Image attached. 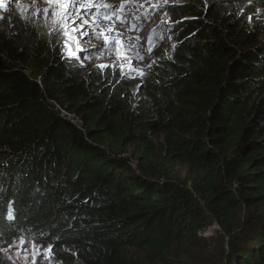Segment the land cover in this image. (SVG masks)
Instances as JSON below:
<instances>
[{
	"label": "trees",
	"instance_id": "trees-1",
	"mask_svg": "<svg viewBox=\"0 0 264 264\" xmlns=\"http://www.w3.org/2000/svg\"><path fill=\"white\" fill-rule=\"evenodd\" d=\"M245 2L264 7H173L175 46L140 77L133 105V82L105 71L106 85L94 82L79 61L60 58L61 44L8 20L11 32L0 34L5 241L53 246L60 264H178L216 223L224 244L212 264H264L263 23L219 9ZM180 166L192 170L188 180ZM174 248L177 262L165 263Z\"/></svg>",
	"mask_w": 264,
	"mask_h": 264
},
{
	"label": "rangeland",
	"instance_id": "rangeland-1",
	"mask_svg": "<svg viewBox=\"0 0 264 264\" xmlns=\"http://www.w3.org/2000/svg\"><path fill=\"white\" fill-rule=\"evenodd\" d=\"M112 1V4H107L111 6L108 8L102 7L104 5L102 4L97 5V8H76L69 11L68 22L71 24L72 21H75L72 28L81 29V32L87 30L88 24L84 25L82 21H77L80 17L97 20L111 19L112 25H121L122 31H124V34H115L116 32L112 31L110 34H97L96 38L84 40L82 47L73 44L70 38L64 36L63 25L57 22L58 18L54 15L55 11L59 9L56 5L49 4L47 0H0V5L6 6H0V34L11 32L12 29L7 26L6 22L12 18L32 25L43 39L55 42L57 45L61 44L60 58L79 61V65L86 71V77L92 78L94 82L102 81L106 85V80L103 78V71H105L110 75L114 72L117 73L119 82L126 79L137 85V88L131 89L133 97L130 99V105H133L136 94L142 91L141 84L144 82H139L140 77L146 75L161 57L171 54L175 46L176 21H172L168 17L171 9L185 6L189 0ZM77 2L86 4L84 0H77ZM121 4L124 5L122 9ZM249 6H253V10L248 9ZM45 8L48 9L47 13L44 11ZM219 9L224 16L239 17L241 21L245 20L247 25L251 22H262L263 32L260 33V38L264 39V7L245 2L243 5L241 3L221 4ZM111 28L114 29V27ZM159 35L160 37H157ZM104 36L109 38L107 42H105ZM150 39L151 51H149ZM153 44L155 47H152ZM73 51L75 55L71 54ZM141 57L143 58L141 59ZM101 65H105V67H101ZM69 118L73 119V117ZM75 121L80 124V121ZM176 170L184 180H188L192 174V170L186 166H180ZM175 175L177 174L174 172ZM199 236L201 238L199 249L192 251L191 255L185 256L178 264H212L211 256L217 254L218 248L224 244V238L220 240L221 230L216 223H211ZM22 239L25 241L23 244H21ZM203 251L207 254H204ZM131 252L138 258L145 256L143 252L137 250ZM175 254L176 249L174 248L165 263L169 260L177 262L174 260ZM56 255L53 246L41 244L32 238L19 237L12 241H5L0 234L2 264H60ZM223 264H226V261Z\"/></svg>",
	"mask_w": 264,
	"mask_h": 264
},
{
	"label": "snow or ice",
	"instance_id": "snow-or-ice-1",
	"mask_svg": "<svg viewBox=\"0 0 264 264\" xmlns=\"http://www.w3.org/2000/svg\"><path fill=\"white\" fill-rule=\"evenodd\" d=\"M47 2L49 4L56 5L57 8L59 9L58 11H55L54 15L58 18L57 22L60 23L61 25H63V34H64V36L72 39L77 45H79V38L75 37V36H72V31L73 30L81 31V29H78V28L77 29H73L72 28V24H74L75 21H72L71 24L68 22L69 21L68 13L72 9H76V8L87 9V8L96 7V5L93 4V3L81 4V3H78L77 0H47ZM0 6H4V5H0ZM4 7H6V6H4ZM102 7L108 8V7H111V6L107 5V4H104V5H102ZM120 7L122 9L124 7V5L121 4ZM44 11H45V13H47L48 9L45 8ZM80 19L82 20V23L84 25H87L89 23V21L86 20V19H83V17H80ZM85 35H87L86 32H85ZM103 38H104L105 42H107L108 39H109L107 36H104ZM149 43H150L149 51H151V39H150ZM71 54L75 55V52L73 51ZM142 58L143 57H141V59ZM101 67H105V65H101ZM8 218L9 219L13 218L11 212H9ZM24 242L25 241H23V239H22L21 240V244H23ZM4 251H7V249H4ZM49 252H50V249H49Z\"/></svg>",
	"mask_w": 264,
	"mask_h": 264
},
{
	"label": "bare ground",
	"instance_id": "bare-ground-1",
	"mask_svg": "<svg viewBox=\"0 0 264 264\" xmlns=\"http://www.w3.org/2000/svg\"><path fill=\"white\" fill-rule=\"evenodd\" d=\"M84 3H86V4L87 3H93V4H95L97 6V5L109 4V3L112 4L113 1L112 0H108V1L107 0H84ZM108 16H110V15L108 14ZM86 20L89 21L86 31L85 30L82 31V32L81 31H75V32L72 33V36H75V37L79 38V45H77L71 39L72 43L76 44L78 47H82L84 45V40H86L87 38H96L97 34H107V33L110 34L112 32H116L115 34H124V31H122V26L118 25V24L117 25L116 24L112 25L111 19H106V20L101 19L102 20L101 21V20H97V19L88 18ZM77 21H82V20L80 18H78ZM111 27H114V29H112ZM85 32L87 33V35H85Z\"/></svg>",
	"mask_w": 264,
	"mask_h": 264
},
{
	"label": "clouds",
	"instance_id": "clouds-1",
	"mask_svg": "<svg viewBox=\"0 0 264 264\" xmlns=\"http://www.w3.org/2000/svg\"><path fill=\"white\" fill-rule=\"evenodd\" d=\"M76 60H78V58H75ZM69 117H73V116H71V115H69ZM74 120V119H73ZM79 121V120H78ZM76 122V121H75Z\"/></svg>",
	"mask_w": 264,
	"mask_h": 264
}]
</instances>
